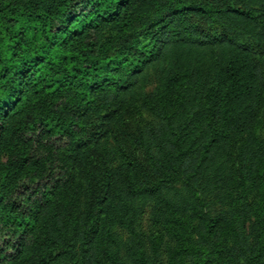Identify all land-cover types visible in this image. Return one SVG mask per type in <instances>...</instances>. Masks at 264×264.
I'll use <instances>...</instances> for the list:
<instances>
[{
    "label": "trees",
    "instance_id": "trees-1",
    "mask_svg": "<svg viewBox=\"0 0 264 264\" xmlns=\"http://www.w3.org/2000/svg\"><path fill=\"white\" fill-rule=\"evenodd\" d=\"M263 110L264 0H0V264H264Z\"/></svg>",
    "mask_w": 264,
    "mask_h": 264
},
{
    "label": "rangeland",
    "instance_id": "rangeland-1",
    "mask_svg": "<svg viewBox=\"0 0 264 264\" xmlns=\"http://www.w3.org/2000/svg\"><path fill=\"white\" fill-rule=\"evenodd\" d=\"M261 118H262V129L264 130V110L261 111ZM5 159V155L1 156V160L3 161Z\"/></svg>",
    "mask_w": 264,
    "mask_h": 264
}]
</instances>
